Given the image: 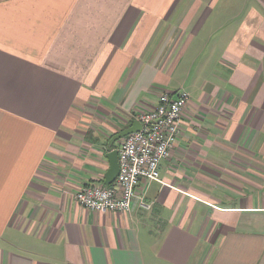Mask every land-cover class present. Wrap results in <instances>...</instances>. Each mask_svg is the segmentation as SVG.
Listing matches in <instances>:
<instances>
[{"label":"crops","instance_id":"0c3cea01","mask_svg":"<svg viewBox=\"0 0 264 264\" xmlns=\"http://www.w3.org/2000/svg\"><path fill=\"white\" fill-rule=\"evenodd\" d=\"M162 92L150 208L79 206ZM0 264H264V0H0Z\"/></svg>","mask_w":264,"mask_h":264},{"label":"built area","instance_id":"2783aa9c","mask_svg":"<svg viewBox=\"0 0 264 264\" xmlns=\"http://www.w3.org/2000/svg\"><path fill=\"white\" fill-rule=\"evenodd\" d=\"M189 95L161 93L154 105L136 110L140 129L121 140L118 147L119 172L111 186L84 185L73 196L76 203L99 213H130L133 206L149 209L137 194L141 180L160 181L159 165L170 157L181 133L184 109Z\"/></svg>","mask_w":264,"mask_h":264},{"label":"water","instance_id":"95a60500","mask_svg":"<svg viewBox=\"0 0 264 264\" xmlns=\"http://www.w3.org/2000/svg\"><path fill=\"white\" fill-rule=\"evenodd\" d=\"M140 129V125L138 122H134V124L128 128L125 129L121 132H119L118 134L114 135L108 145L111 146L115 141L125 137L128 134H131L133 132H136ZM108 161H109V169L105 175V179H104V185L108 186L110 185L116 178V176L118 175V171H119V166H118V158H117V151H112L107 155Z\"/></svg>","mask_w":264,"mask_h":264},{"label":"bare ground","instance_id":"6f19581e","mask_svg":"<svg viewBox=\"0 0 264 264\" xmlns=\"http://www.w3.org/2000/svg\"><path fill=\"white\" fill-rule=\"evenodd\" d=\"M162 93H168V92H162ZM170 95H173V94H171V93H169ZM140 125V124H139ZM178 139V138H177ZM118 152V151H117ZM117 157H118V153H117ZM119 166V165H118ZM119 172V171H118ZM118 176V175H117ZM116 176V177H117ZM159 177H160V173H159ZM159 180H160V178H159ZM157 182H160V181H157Z\"/></svg>","mask_w":264,"mask_h":264}]
</instances>
